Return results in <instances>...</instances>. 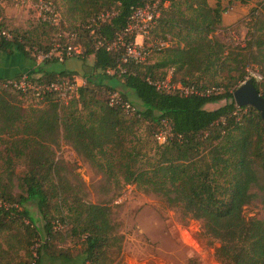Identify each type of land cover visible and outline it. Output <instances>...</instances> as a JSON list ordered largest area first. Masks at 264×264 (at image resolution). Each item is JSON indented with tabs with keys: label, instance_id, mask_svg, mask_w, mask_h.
I'll return each instance as SVG.
<instances>
[{
	"label": "trees",
	"instance_id": "1",
	"mask_svg": "<svg viewBox=\"0 0 264 264\" xmlns=\"http://www.w3.org/2000/svg\"><path fill=\"white\" fill-rule=\"evenodd\" d=\"M153 1L162 11L149 32L169 33L175 44L161 47L154 62L122 64L120 72L119 53L106 50V43L125 27L133 9ZM62 4V17L74 23L70 31L105 10L116 13L92 33L81 30L73 41L83 49L81 60L90 55L93 60L89 73L83 75L84 84L67 101L54 94L36 99L0 85V264H48L54 259L60 264H110L120 252L122 237L110 207L84 200L60 176L52 148L60 141L95 167L107 185L134 184L200 220L204 234L218 244L213 256L220 264H264V219L242 213L253 198L250 189L258 179L257 168L264 171V125L253 107L236 106L234 88L220 82L231 79L237 86L244 78L243 69L228 64L239 62L237 55L232 56L213 35L229 30L221 26L225 8L219 1L211 7L207 0H62ZM1 10L0 6V18ZM246 20L253 32H247L239 45L245 52L238 55L245 64L249 58L257 59L260 78L250 79L264 97V7L260 17L251 9ZM0 27L6 28L1 23ZM11 32L23 42H0V50L15 47L27 53L24 45L48 50ZM109 69L111 74L106 72ZM167 69L172 85L205 90L223 84L225 88L189 95L178 88H156L154 82L164 81ZM40 72L38 81L74 74ZM106 77L134 91L140 103L138 115L128 116L118 106L108 105V93L115 88L103 83ZM24 99L34 100L35 105L21 106ZM222 99L224 104L205 108ZM144 122L146 138L137 133ZM163 122L180 137L158 142L153 131ZM14 158L26 162L19 174ZM13 187L17 193L13 194ZM29 201L37 207L41 227L25 207ZM4 233L7 236L1 239ZM63 235L77 239L76 255L56 248L54 241Z\"/></svg>",
	"mask_w": 264,
	"mask_h": 264
},
{
	"label": "rangeland",
	"instance_id": "2",
	"mask_svg": "<svg viewBox=\"0 0 264 264\" xmlns=\"http://www.w3.org/2000/svg\"><path fill=\"white\" fill-rule=\"evenodd\" d=\"M37 1L0 0L2 9L0 23L6 26L8 30L23 34L28 43L40 47L50 48L58 39L63 42L67 41L66 34L71 30L74 23L62 17V0H54L61 15L57 27L41 23L37 17ZM238 3L242 7L248 3H251V6L247 8L244 16L238 21L224 27H228L229 30H220L213 35L224 42V46L231 52L232 56L237 55L236 58L239 62L230 59L228 64L237 65L240 70L243 69V80H245L253 77L254 73H258L260 65L256 62L257 59L249 58L248 64L240 61L238 54L245 51H242L239 45L246 40L247 32L250 30L251 33L253 32L252 29H247L246 16L251 9H255L258 12V17H260L264 0H228V2L224 1L223 5L225 9H229L232 4ZM155 8L160 15L162 10L159 4H155ZM263 31L261 30V32ZM163 36L166 39H163ZM144 37L145 46L149 51L145 62L148 61L149 63L158 59V51L161 47L174 45L176 41V38L169 33L162 35L158 30L154 33L148 32ZM138 40H140L139 37ZM254 56L261 57L257 52ZM90 65H86L87 69L82 73L83 75L89 73ZM166 72V79L169 80L170 70L167 69ZM232 74L238 76L236 71ZM220 82L226 84L227 88L236 87L231 79H220ZM223 84L217 87L224 90ZM68 99L66 96L60 97V100ZM225 102L226 100L222 99L208 103L205 108L212 109ZM30 104L35 105V101L31 99L21 100V106H29ZM135 106L138 108L137 105ZM145 124L146 122L141 124L137 132L143 138L147 137ZM52 148L55 152V159L59 161V174L62 179L70 184L84 200L104 203L110 207L111 219L116 232L122 237L120 252L113 255L110 264H220L213 256L214 247L218 245L217 242L212 241L204 234L200 220L192 219L189 215L184 214L180 206H171L159 194L142 190L134 184H124L120 188L111 187L104 182L102 174L83 157L77 155L68 144L60 141L58 145H53ZM13 161L14 170L16 174H19L25 168L26 162L21 158H14ZM257 177L256 183L250 189L253 198L243 206L242 213L246 218L264 219V171L257 168ZM12 192L13 194L17 193L18 189L13 187ZM25 207L33 214L36 225L41 227L42 220L39 218L35 203L29 201ZM5 234L2 235L1 239L7 236ZM54 243L56 248L67 251L71 256L79 252L80 246L77 239H72L67 235L56 239ZM48 264H60V261L54 259Z\"/></svg>",
	"mask_w": 264,
	"mask_h": 264
},
{
	"label": "built area",
	"instance_id": "3",
	"mask_svg": "<svg viewBox=\"0 0 264 264\" xmlns=\"http://www.w3.org/2000/svg\"><path fill=\"white\" fill-rule=\"evenodd\" d=\"M155 4H159V2L153 1L133 9L125 27L111 42L106 43V50L119 53L120 64L117 68L120 72L124 71L122 64L142 63L146 60L149 51L145 46L144 36L157 24V19L159 17V11L155 8ZM36 10L37 17L42 23L55 27L59 25L61 15L53 0H38L36 3ZM115 13L116 11L114 9H108L92 16L77 28L67 32V41L63 42L61 39H58L46 51L36 46L29 45H24L23 49L32 56L36 64H41L45 61L63 62L69 57L80 58L83 55V49L79 43L73 42L77 34L83 29H89V32L92 33L98 24L109 20ZM137 37H139L140 40H137ZM0 42L15 44L22 43L23 40L21 36L14 35L7 28L0 27ZM100 42L102 41L99 40L96 42V45L101 44ZM106 72L111 74L113 71L109 69L106 70ZM252 76L256 79L260 78L258 73H254ZM83 83L84 81L78 83L74 76H57L49 81H38L37 77L31 74H21L12 78H0L1 86L9 87L22 95H31L36 99H42L49 94L58 95L60 97L66 96L69 98L76 92L77 87ZM154 85L156 88H162L167 91L178 88L182 95L210 94L222 91L221 88L216 86L209 87L205 90H199L193 85H172L167 79L162 82H154ZM107 101L108 105L118 106L122 112L128 116L138 115V108L131 101L123 98L116 90L108 93ZM153 134L154 138L160 143L180 137L171 131L170 126L166 122H163L161 127L155 129Z\"/></svg>",
	"mask_w": 264,
	"mask_h": 264
},
{
	"label": "crops",
	"instance_id": "4",
	"mask_svg": "<svg viewBox=\"0 0 264 264\" xmlns=\"http://www.w3.org/2000/svg\"><path fill=\"white\" fill-rule=\"evenodd\" d=\"M218 1L224 8L225 6L223 5V2H228V0H207L211 7H214ZM250 6L251 3L246 4L245 7H242L239 3L232 4L229 9H225V11L221 13V26L225 27L238 21L242 16H244L245 11H247V8ZM92 60L93 56L90 55L86 57L85 60H81L77 57H69L63 62L45 61L41 64H36L29 53L18 51L15 47H12L10 49L0 50V78H12L21 74H31L34 77H40L42 74L40 70L48 72H59L65 70L73 72V76L76 78L78 83H82L84 81L82 73L86 71V65H90ZM101 80L103 83L114 87L116 91L123 92L127 96L128 100L137 105L140 109L139 100L133 90L124 87L115 78L106 77ZM62 101L65 102L67 100Z\"/></svg>",
	"mask_w": 264,
	"mask_h": 264
},
{
	"label": "water",
	"instance_id": "5",
	"mask_svg": "<svg viewBox=\"0 0 264 264\" xmlns=\"http://www.w3.org/2000/svg\"><path fill=\"white\" fill-rule=\"evenodd\" d=\"M232 98L238 107H253L259 113L264 125V97L256 90L250 78L243 80L233 89Z\"/></svg>",
	"mask_w": 264,
	"mask_h": 264
}]
</instances>
